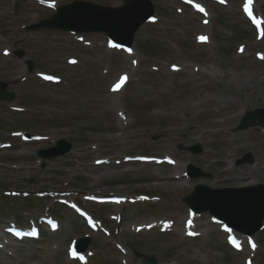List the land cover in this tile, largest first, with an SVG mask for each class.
Returning <instances> with one entry per match:
<instances>
[{
  "label": "rangeland",
  "instance_id": "rangeland-1",
  "mask_svg": "<svg viewBox=\"0 0 264 264\" xmlns=\"http://www.w3.org/2000/svg\"><path fill=\"white\" fill-rule=\"evenodd\" d=\"M56 1L59 7L76 0ZM150 1L157 20L137 32L135 55L126 59L108 51L101 34L84 36L92 44L85 48L67 33L26 30L29 18L36 23L54 14L41 7L42 0H0V81L10 83L15 93L12 103L0 105V145L17 146L0 151V226L15 221L28 227L48 212L59 220L54 235L42 231L38 242L6 258L8 264H68V243L83 237L89 238L93 256L88 264H147L144 257L156 264H247V256L227 247V235L209 224L207 214L195 216L200 237H183L189 213L181 200L198 184L211 189L264 185V135L258 129L235 132L247 112L264 110V35L259 40L249 29L241 14L243 0H194L204 17L194 14L200 12L196 6L183 7L178 0ZM254 1L264 17V0ZM11 46L33 63L31 75L4 57ZM73 58L77 64L68 65ZM131 61L139 64L131 82L123 90L111 87L120 73L131 71ZM38 71L61 81L43 84L34 77ZM24 135L33 139L24 142ZM60 139L72 145L71 153L55 160L36 156ZM196 145L200 154L187 151ZM247 154L253 165L235 166ZM168 155L178 168L113 162ZM108 159L112 164L106 167L92 166ZM188 165L211 179L167 180ZM245 175L251 179L243 180ZM5 191L16 197L1 196ZM60 191L79 196L76 204L101 222L103 231L87 232L74 213L58 205L73 202L68 195L57 198ZM110 193L127 200L112 208L87 201L92 194ZM173 220L177 235L160 234L161 227L148 232ZM255 238L253 264H264V231Z\"/></svg>",
  "mask_w": 264,
  "mask_h": 264
},
{
  "label": "water",
  "instance_id": "water-1",
  "mask_svg": "<svg viewBox=\"0 0 264 264\" xmlns=\"http://www.w3.org/2000/svg\"><path fill=\"white\" fill-rule=\"evenodd\" d=\"M124 1L125 6L118 10L103 9L83 2L74 3L59 9L56 16L50 21L42 22L38 28L80 33L101 32L130 47L135 32L153 14V9L148 0ZM12 99L13 95L5 94L0 85V101ZM249 119L251 121H244L240 130L248 128L253 121L264 125V112H256ZM69 150L70 146L61 141L55 149L39 155L44 158H56ZM251 162V158L245 157L239 164ZM185 201L193 209L199 212L209 211L235 229L240 228L239 230L250 234L257 230L264 219L263 187L222 192H211L207 188L198 187ZM241 225L245 228H241Z\"/></svg>",
  "mask_w": 264,
  "mask_h": 264
},
{
  "label": "bare ground",
  "instance_id": "bare-ground-1",
  "mask_svg": "<svg viewBox=\"0 0 264 264\" xmlns=\"http://www.w3.org/2000/svg\"><path fill=\"white\" fill-rule=\"evenodd\" d=\"M34 20H35L34 17L29 18L28 23H32V22H34ZM240 115H242V113H240ZM236 117L237 116H234L232 118H229L230 121H228V122H231V120H234ZM100 167L102 168V166H100ZM233 173H235V172H233ZM175 179L172 176H170V178H168L167 180H170V181H172L174 183ZM242 179L243 180H245V179H251V176L250 175H245V177H242ZM244 185L249 186L250 184H244ZM13 253L15 254L16 253V250H14ZM4 259H5L4 256L0 254V264H8L7 262H5Z\"/></svg>",
  "mask_w": 264,
  "mask_h": 264
},
{
  "label": "snow or ice",
  "instance_id": "snow-or-ice-1",
  "mask_svg": "<svg viewBox=\"0 0 264 264\" xmlns=\"http://www.w3.org/2000/svg\"><path fill=\"white\" fill-rule=\"evenodd\" d=\"M251 4V0H248V5H250ZM196 7L198 8V10H200V11H204L203 10V8H201L199 5H196ZM246 10H247V5H246ZM249 14L251 15V13L249 12ZM201 39L202 40H204V39H206V37H201ZM112 46H114V47H116V46H118V45H112ZM129 51H131L130 49H129ZM46 79H52V77H45ZM123 79H126V77H124ZM233 243H236V241H235V239L233 238V241H232ZM237 246H239L238 244H237Z\"/></svg>",
  "mask_w": 264,
  "mask_h": 264
}]
</instances>
